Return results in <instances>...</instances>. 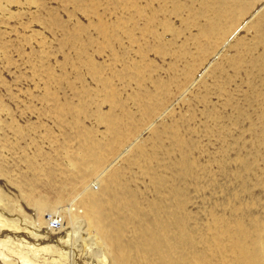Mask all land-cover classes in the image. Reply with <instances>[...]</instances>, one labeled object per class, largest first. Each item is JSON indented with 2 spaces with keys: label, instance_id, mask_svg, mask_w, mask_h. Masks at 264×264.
<instances>
[{
  "label": "rangeland",
  "instance_id": "374dc122",
  "mask_svg": "<svg viewBox=\"0 0 264 264\" xmlns=\"http://www.w3.org/2000/svg\"><path fill=\"white\" fill-rule=\"evenodd\" d=\"M205 2L207 0H0V168L14 180L26 172L38 170H41L39 176H56L57 182L52 184L54 191L47 192V179L41 177L43 182H38V193L34 194L36 199L51 204V210L43 213L48 224L43 223L40 228L47 236V243L65 244L61 239L75 238L74 234H77L67 225L64 216V209L67 210L69 205L72 210L76 209L73 200L64 196L59 198L53 193L63 191L66 194L75 188L82 189V179L70 169L68 164L72 162L67 161L72 160L77 169L82 170L84 166L81 159L84 149L79 146L82 137L77 135L80 125H76L75 120H81L82 134L90 144L99 143L105 136L96 120L101 115L111 116L115 110L112 109L114 101L120 104L117 112L124 110L122 116L116 118V124L125 129L134 121L132 135L141 129L145 131L143 127L155 118L154 115L144 119L138 112V107L148 108L153 99L163 103L159 114L173 117L174 123L192 120L191 123L198 126V123H212L211 117L217 113L224 114V119L217 125L211 124V128L232 130L240 135L241 147L232 154L229 167L230 170L238 169V159L245 158L247 153L241 149L251 135L232 122L230 108L223 110L228 97L223 93L230 89L238 106H244L246 99L243 96L248 93L264 99V77L250 87L247 76L240 72L237 84H230L227 89L217 83L221 81L220 74L210 76L209 71H203L208 61L212 63L218 59L215 54L225 44L222 31L206 35L194 28V14ZM208 16L209 13H201L197 18L205 22ZM255 33L253 36L246 30L239 41L230 43L238 47H228L225 61L219 58L223 70L227 68L229 57L238 58L237 64L242 66L251 59L252 56L247 57L251 50H261L254 39ZM198 48H209L211 60L202 61ZM240 82L247 87L236 88ZM164 84L169 85V96L163 95ZM134 87L141 90V97H137ZM183 94L193 100L191 107L183 105ZM209 108H212L210 117L204 118L201 112ZM192 109L197 117L190 116ZM78 110H82L79 115ZM172 126V123L168 124L170 131ZM64 130L71 136L63 134ZM147 134L145 131L140 135L146 137ZM20 136L25 139L20 140ZM181 136L189 139L184 131ZM194 140L195 146L191 150L177 151L178 159L182 161L180 158L184 156L190 163L193 160L196 171L205 166L209 172H216L218 184L212 188L198 184L191 191L185 232L194 235L193 248L202 250L209 264H241L240 256L248 261L247 264H264V209L257 206L264 201L261 179L264 172L260 169L255 172L260 183L251 175L254 181L244 191L234 181L232 173L227 176L217 166L208 164L206 154L219 151L215 140L205 136L194 137ZM107 142L101 144L102 165L93 168L91 161H87L91 168L84 174L108 173L122 147L111 152ZM128 142L127 138L125 144ZM35 150H43L45 154L31 160L30 157L38 152ZM180 152L186 154L182 156ZM144 166L135 159L130 167H120L116 172L124 169L115 174L117 178L108 179L109 189L115 181L131 183L139 172L137 170ZM244 175L248 174L244 172ZM5 178L8 177H0V185H5ZM141 181L136 180L135 185L140 186L150 201L168 196L164 187L154 193L144 189ZM255 190L258 191L256 195ZM57 201L64 204L55 207ZM40 208L30 205L24 211L27 217L33 218L36 209ZM11 210L16 213L15 209ZM62 217L65 228L60 229V226L51 232L50 221ZM233 223L241 224V231L237 228L231 235H226L224 229ZM178 234L174 230L167 236L172 238ZM89 245L99 251L100 245L96 242L90 241ZM78 248L69 255V263L84 264L85 252ZM158 252L160 256L164 255ZM222 253H225L223 260ZM46 258L50 261V256Z\"/></svg>",
  "mask_w": 264,
  "mask_h": 264
},
{
  "label": "bare ground",
  "instance_id": "6f19581e",
  "mask_svg": "<svg viewBox=\"0 0 264 264\" xmlns=\"http://www.w3.org/2000/svg\"><path fill=\"white\" fill-rule=\"evenodd\" d=\"M201 7L194 14L196 31L214 35L220 30L225 39V44L215 54L218 59L212 63L208 61L203 71H209L210 76L216 73L220 74L221 81L218 80L217 83L227 89L230 88V84H237L240 72L247 76V85L254 86L261 77H264V0H207L201 4ZM201 13L205 15L209 13L205 22H201L197 18ZM246 30L249 34L252 32V35L253 32H256L254 39L259 42L257 46L261 47V50H251L247 54V57L252 56L251 59H247L242 66L237 64L238 58L229 57L226 62L227 68L223 70L219 58L225 61L228 47H238L230 43L239 41L240 36L242 37ZM198 50L202 54V61L211 60L209 48L205 50L198 48ZM168 71L170 72V70ZM247 85L240 82L236 88H246ZM169 89L168 84L163 85L164 96H169ZM134 90L137 97L140 96L141 90L138 91L137 87H134ZM223 94L228 96L223 104V110L230 108L232 122L251 135L249 142H244V147L241 149L247 152L245 158L240 160L237 158L240 161L237 170H230L229 167L232 154L241 147L240 135H236L232 130L225 131L221 128L213 130L211 128V124L217 125L220 120L224 119L225 115L222 113L211 117L212 123L210 121L198 123V126L192 124V120L174 123L173 117L170 118L166 113L159 114L163 103L155 102L153 99L148 108L138 107L139 116L144 119L155 115L151 124L143 127L148 133L144 137L140 135L145 132L142 129L132 135L134 121L125 129L116 124V118L122 116L124 110L117 112L120 104L114 101L112 109L116 111L113 110L109 117L101 115L96 120V124L102 129L100 132L105 137L101 142L94 144H90L91 142L86 140L82 134L81 120H75V124L80 125L77 135L82 137L79 146L84 149L81 157L84 166H82V170L81 168L77 169V165L72 160L67 161L72 162L68 164L70 169L76 171V176H80L82 179V189L75 188L66 194L63 191L53 193L59 198L64 196V198L68 197L73 200L72 204L76 209L72 210L69 205L67 210L64 209V216L67 225L73 227L77 234L81 232L82 235L74 234L75 238L71 236V239H61L65 244L56 245V243L51 244V242L45 241L47 236L44 232L45 235H43L40 228L43 223L46 226L48 224L43 213L51 210V204L47 200L42 201L34 196L38 193L37 185L43 182L41 177L47 179V182L45 181L47 192L48 190L54 191L52 184H56V176H39L41 170H38V172H26L25 175L14 180L10 174L0 168V177H8L4 180L5 185H0V264H71L68 257L73 255L72 253L77 247L85 252L82 260L84 264H209L203 251L193 248L194 235L185 232V229L189 219L187 206L191 200L192 189L198 184L215 187L218 184L215 178L216 172H209L205 166L196 171L195 162L191 160L190 163L183 156L186 152L179 153L183 156L180 161L177 151L191 150L195 146L194 137L199 139L200 136H205V138L214 139L215 144L219 145V151L217 153H212V151L210 155L206 154L208 164H212L214 168L217 166L225 175L227 173V176L232 173L234 181L242 186L244 191L248 190L254 181L251 179V175L255 181L260 183L255 172L259 169L264 172V99L248 93L243 96L246 99L244 106L242 104L238 106L230 89L224 91ZM185 96L183 94V105L191 107L193 100L185 98ZM141 104L145 103L141 102ZM58 105L62 108L60 103ZM108 106L111 105L108 104ZM211 110L212 108L203 110L202 116L210 117ZM81 111L78 110L77 115ZM190 116L197 117L193 109ZM1 117L0 115V120ZM168 120L171 121L167 122ZM158 121L159 123H157ZM169 123L173 125L171 131L168 127ZM182 131L189 139L181 136ZM63 134L71 136L66 130L63 131ZM19 138L20 140L25 139L24 136ZM127 138L129 142L125 144ZM103 142H107V147L111 152L122 147L119 150V157L108 169V173L84 174L86 169L91 168L87 161H91L93 168L102 165L101 144ZM198 142L200 144V141ZM202 148L204 147L202 146ZM205 151L207 153L206 149ZM41 154H45V152L40 150L30 158L35 160L36 156L42 157ZM135 159L144 163L145 166L137 170L139 172L133 181L129 184L115 181L109 189L108 179L117 178L115 174L125 167H130ZM75 162L80 164L79 161ZM120 167L124 168L116 172ZM71 170L70 172H72ZM244 172L248 175L245 176ZM167 173L170 175L168 176ZM72 176L75 177V175ZM261 179L264 183V176H261ZM136 180H142L141 185L144 189L154 191V193L164 187L168 196L163 200L150 201L142 193L143 190L140 189V186L135 185ZM38 182L40 183L38 184ZM94 183L97 186L95 189ZM51 191L49 193L53 194ZM257 193L258 191L255 190L254 195ZM63 204L64 202H58L55 207H60ZM30 205L41 207L36 209L37 213L32 215L33 218L27 217L24 211L26 210L24 208ZM257 206L258 209H264V201L258 203ZM12 208L16 213H13ZM79 209L82 211L80 212ZM26 221L29 222L26 223ZM78 223L79 225H77ZM248 226L251 227L252 224L248 222ZM58 228H65L63 217ZM237 228L241 231V224L233 223L231 227L227 226L224 229L225 234L231 235ZM50 230L53 232L56 229L50 227ZM174 230L179 232L176 237L167 236ZM224 230L220 229L222 234H224ZM2 231L4 232L2 233ZM6 232L7 235L4 236L3 234ZM43 237L44 239H42ZM90 241L101 246H99L98 252L91 248ZM219 246L222 247V245ZM67 250L70 252L67 253ZM158 251L163 252L164 255L160 256ZM47 256H50V261L46 258ZM224 257L225 253H222V260ZM240 257H238L239 263L247 264L248 261H244L243 256ZM41 258L44 259V262L41 261Z\"/></svg>",
  "mask_w": 264,
  "mask_h": 264
},
{
  "label": "built area",
  "instance_id": "2783aa9c",
  "mask_svg": "<svg viewBox=\"0 0 264 264\" xmlns=\"http://www.w3.org/2000/svg\"><path fill=\"white\" fill-rule=\"evenodd\" d=\"M50 223H51L52 229H57L60 225V220H58V219L57 220H51Z\"/></svg>",
  "mask_w": 264,
  "mask_h": 264
}]
</instances>
